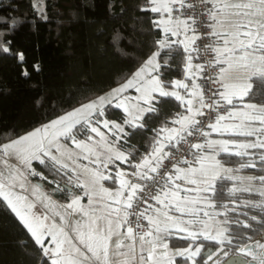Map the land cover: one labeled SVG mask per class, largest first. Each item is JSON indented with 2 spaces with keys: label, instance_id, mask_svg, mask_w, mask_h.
I'll return each instance as SVG.
<instances>
[{
  "label": "snow or ice",
  "instance_id": "6c2138e0",
  "mask_svg": "<svg viewBox=\"0 0 264 264\" xmlns=\"http://www.w3.org/2000/svg\"><path fill=\"white\" fill-rule=\"evenodd\" d=\"M199 3L200 12L185 16L184 9L194 7L187 0H147L141 11L159 14L152 23L161 38L130 78L104 96L0 144V203L15 215L50 264H177V258L197 264L204 248L203 243H197L201 238L218 245L207 253L204 264H228L225 249L233 244V237L224 227L228 221L215 219V215L226 213L204 211L217 207V185L225 180L239 181L243 186L234 183L229 195L256 192L262 199L246 201L245 206L264 209V175H234L240 169L256 168L257 160L264 166V106L249 102L235 110V102L252 93L254 79L264 84V0ZM203 28L208 31L201 32ZM197 41H205L203 49ZM181 51L183 79L165 81L161 68L170 67L169 60ZM163 53L167 55L161 63ZM208 53L211 60L193 63ZM19 59L23 61V54ZM209 85L216 87L209 88L206 97ZM129 89L136 94L126 95ZM160 98L174 99L184 111L172 119V127L156 130L151 150L132 163V153L117 145L127 135L125 127H144L145 116L158 111ZM109 107L122 111V123L107 119ZM206 115L207 119H202ZM83 133H87L85 139H78ZM194 133L203 142L189 143ZM213 133L255 139H211ZM109 135L115 139L110 140ZM65 141H71L77 151ZM181 145H187L191 159L173 156L170 149ZM221 154L248 160L240 168H228L218 158ZM165 161H170V168ZM34 162L67 177L63 186L50 183H55L51 192L66 194L68 203L58 205L41 184H31L29 176L47 179L33 167ZM117 162L130 164L134 171L121 169ZM110 165H117L114 176ZM109 180L114 188L104 186ZM181 181L194 187H182ZM85 197L87 205L82 203ZM38 204L44 212L36 211ZM201 212L208 220L200 218ZM73 214H79L81 220L72 223ZM197 225L199 229L194 230ZM173 233L183 234L181 238L190 241L188 246L170 247ZM237 257L251 259L233 257L232 264H264V243L240 246Z\"/></svg>",
  "mask_w": 264,
  "mask_h": 264
},
{
  "label": "trees",
  "instance_id": "16d2710c",
  "mask_svg": "<svg viewBox=\"0 0 264 264\" xmlns=\"http://www.w3.org/2000/svg\"><path fill=\"white\" fill-rule=\"evenodd\" d=\"M143 1L43 0V8L39 10L33 0H0V144L121 83L156 50L155 41L161 38V32L152 21L159 14L141 11ZM3 48L8 52H3ZM20 54L24 56L23 61L19 59ZM166 55L162 54L161 63ZM169 65L161 68L162 78L165 81L183 79L182 51L174 60H169ZM252 83L253 91L245 100L264 106V84L255 79ZM156 107V113L145 116L144 127H125L127 135L118 143L125 153H132V163H137L151 150L156 130L169 126L176 114L183 112L179 102L172 98H160ZM106 117L123 122L122 111L114 107L107 109ZM218 158L233 169L248 160V157L225 154ZM256 163V168L239 172L264 175V166L258 160ZM117 164L134 170L130 164ZM33 167L47 179L32 178L40 180L50 190L54 186L48 179L61 186L67 182L63 173L57 174L38 162H34ZM236 182L241 186L239 181L219 182L214 198L216 209L226 213L223 215L228 221L225 227L233 237V244L225 249L229 254L264 232V209L247 207L244 203L259 202L262 198L256 192H237L230 196L228 189ZM256 183L259 186V182ZM52 194L68 200L64 193ZM245 223L248 227H243ZM186 241L169 238L173 245ZM203 245L205 249L196 258L197 264H204L207 252L217 246L205 240ZM0 264H50L27 230L2 203Z\"/></svg>",
  "mask_w": 264,
  "mask_h": 264
},
{
  "label": "rangeland",
  "instance_id": "374dc122",
  "mask_svg": "<svg viewBox=\"0 0 264 264\" xmlns=\"http://www.w3.org/2000/svg\"><path fill=\"white\" fill-rule=\"evenodd\" d=\"M33 3H34V5H35V7H36L37 9H39V10L43 8V0H33ZM153 51H155V50H153ZM153 51H152V52H151V53H150V54H149V55L143 60V62H144V61H145V60H146V59H147V58L153 53ZM143 62H142V63H143ZM142 63H141V64H142ZM141 64H139V65L136 67V69L133 70V71L131 72V74H130L125 80H127L128 78H130V77L132 76V74H133V73H134V72H135V71L141 66ZM125 80L122 81V82L119 83V84L124 83ZM117 86H118V85H117ZM117 86H115V87H117ZM115 87H114V88H115ZM112 89H113V88H111L110 90H107V91H105V92H103V93H101V94H98L97 96H95V97H93V98H90V99H88V100H86V101H84V102H81L80 104H78V105H76V106H73V107H71V108H68V109L62 111L61 113L57 114L56 116H54V117H52V118H50V119H48V120H46V121L40 123L39 125H36V126L30 128V129H28V130L22 132L21 134L15 136L14 138H12V139H10V140H8V141H6V142H3V143L10 142L11 140L18 138L19 136L24 135V134H26L27 132L32 131L33 129H35V128H37V127H40V126L43 125V124L49 123V122H51L52 120L58 118L59 116L65 114V113H67V112H69V111H72L73 109H75V108H77V107H80L82 104L88 103L89 101L94 100V99H96V98L99 97V96H104L106 93L110 92ZM135 94H136V93H135L134 89H129L128 93H126V95H135ZM110 121H113V120H110ZM101 130H102V131H105L106 135H108L107 130H105V129H103V128H102ZM77 138H78V139H85V137H80V136H78ZM109 139H110V140H114L115 137H112L111 135H109ZM254 139H255V137H251V139H249V140H254ZM3 143H2V144H3ZM65 143H66L67 146H68L69 148H71L73 151H77V150L74 148V146L71 144V141H65ZM118 147H119V146H118ZM119 148H120V147H119ZM120 150L123 151L121 148H120ZM249 151H251V150H249ZM80 163H82V164H87L88 161L81 160ZM117 165H118L121 169L126 170V169H124L123 167H121L119 164H117ZM90 166H91V165H90ZM225 166L228 167L227 165H225ZM228 168H230V167H228ZM234 175H236V176H241V177H244V176H253V175H251L250 173H247V172H234ZM113 176H114V175H113ZM28 179L31 181V184H37V183L41 184V185L43 186L44 190H45L46 192H49V194L52 195V199H53L54 201H56L58 205H62V204H66V203H68V200H62V199H58V198H56V197L51 193L50 188H49L46 184H43L40 180L33 179L32 176H29ZM38 179H41L40 176H39ZM48 180H49V181H54V180H52V179H48ZM55 182H56V181H55ZM52 185L55 187V183H52ZM257 185H258V184L256 183V187H259V186H257ZM104 186H105V187H108V188H114V187H115V185L113 184L112 180L105 181V182H104ZM241 186H243V185H241ZM82 203L85 204V205H87V198H86V197L82 200ZM97 207H99V206H97ZM57 210H59V211H63V209H57ZM36 211H38V212H44L45 210H44V209L38 204V205H37V209H36ZM210 215H215V212H213V213L210 212ZM56 219H57V222H59V218L57 217ZM77 220H81L80 215H79V214H73V216L71 217V221H72V223H75ZM49 222H51V221H49ZM258 237H259V235L257 236V238H258ZM171 247H172L173 249H176V248H184V247H187V246H171ZM112 258H113V260L116 259V257H112Z\"/></svg>",
  "mask_w": 264,
  "mask_h": 264
},
{
  "label": "built area",
  "instance_id": "2783aa9c",
  "mask_svg": "<svg viewBox=\"0 0 264 264\" xmlns=\"http://www.w3.org/2000/svg\"><path fill=\"white\" fill-rule=\"evenodd\" d=\"M187 3L189 5L194 6V7L185 8L184 9L185 16L191 15L193 13V11H195L197 13L201 11V5L199 3V0H187ZM146 6H147V0H144L141 3V8L142 7H146ZM200 31L201 32H207L208 29L207 28H203V29H200ZM204 42L205 41H197V44L200 45L201 49H203ZM212 58H213L212 54L208 53L206 55H203L201 57V59H199V60L194 59V60H195L196 63H203L205 60H211ZM210 71H213V70H210ZM198 82L202 86L204 85V81L203 80H200ZM214 87H216V86L215 85H209L208 87H205V95H206V97L209 96V94H210L209 93V88H214ZM204 111L206 112V114L209 112L208 109H205ZM221 111H223V109ZM215 114L216 113H212V116H215ZM202 119H207V115H206V117H204ZM209 122H211V121H209ZM188 140H189V143H200V142H203V138L198 136L195 133H194V135L192 137H189ZM170 151L172 152L173 156L176 157L177 159H182V158L191 159V156H190L189 152L187 151V145H181L177 149H170ZM171 162H175V161H171ZM165 165L169 166V168H170V161H165ZM116 168H117V165H110L109 170L112 171L113 174H114ZM163 172H164V169H161V174H163ZM144 223L146 224L147 222L145 221Z\"/></svg>",
  "mask_w": 264,
  "mask_h": 264
},
{
  "label": "crops",
  "instance_id": "0c3cea01",
  "mask_svg": "<svg viewBox=\"0 0 264 264\" xmlns=\"http://www.w3.org/2000/svg\"><path fill=\"white\" fill-rule=\"evenodd\" d=\"M173 39H175V38H173ZM193 63H196L195 62V60L193 61ZM118 85V84H117ZM117 85H115V86H117ZM115 86H113V87H111V88H114ZM111 88H109L108 90H110ZM107 91V90H106ZM254 103V102H252V101H248V100H244V101H237V102H235V110H241L242 109V104L243 103ZM254 104H256V103H254ZM256 105H258V106H263V105H259V104H256ZM225 107H230V106H225ZM183 111H184V109H183ZM232 122H238V121H232ZM173 125L172 124H170L168 127H172ZM256 126H259L258 124L256 125ZM211 139H229V140H233V141H237V142H242V141H248L249 139H251V137H243V138H232V137H229L228 135H224V136H221V135H219V134H216V133H213L212 135H211V137H210ZM118 146V145H117ZM166 150H169V149H166ZM139 162V161H138ZM137 162V163H138ZM228 167H230V166H228ZM231 168V167H230ZM124 169H126V171H128V172H132V171H134V170H131V171H129L127 168H124ZM114 175V174H113ZM178 183H180L181 185H182V187H194V186H192V185H185V184H183V182L181 181V182H178ZM236 184H238L239 185V183L238 182H236ZM54 188V187H53ZM182 195L184 194V193H181ZM191 195H194V193H192ZM201 207H203V206H201ZM204 211H207V212H211V213H213V212H215V214H217V213H220L221 211H219L218 209H216V208H204ZM173 214H175V215H179L178 213H173ZM188 217H185V219H187ZM200 218L201 219H203V220H208V217H204L203 216V212H201L200 213ZM215 219L217 220V221H225L226 219L224 218V216L223 215H215ZM199 225H197L196 226V229H194V230H198L199 229ZM224 227H225V225H224ZM183 236V234H181V233H173L172 235H170L169 236V238L170 237H175V238H178V239H182L181 237ZM255 238H257V236L255 237ZM255 238H253V239H255ZM257 240H258V242H260V243H263V241L258 237L257 238ZM190 243V241H186L185 243H183V244H176V245H173V244H171L170 243V247L171 246H188V244ZM197 243H204V240L201 238V240H198L197 241ZM240 246H238L237 248H236V250L239 248ZM218 248V245L215 247V248H213V249H211V250H209V252L210 251H213V250H215V249H217ZM204 249L205 248H203V250H202V252L204 251ZM201 252V253H202ZM235 252V251H234ZM233 252V253H234ZM208 253V252H207ZM177 264H191V261H187V262H185L184 260H183V258H177Z\"/></svg>",
  "mask_w": 264,
  "mask_h": 264
},
{
  "label": "water",
  "instance_id": "95a60500",
  "mask_svg": "<svg viewBox=\"0 0 264 264\" xmlns=\"http://www.w3.org/2000/svg\"><path fill=\"white\" fill-rule=\"evenodd\" d=\"M64 185V184H63ZM259 238L263 241V243H264V232H262V233H260L259 234ZM258 240H257V238H255V239H252V240H250V241H248L247 243H245V244H243V245H248V244H253V243H255V242H257ZM243 245H241V246H243ZM238 250V249H237ZM237 250H235V252L234 253H230L229 254V257H228V264H232V262H233V257H236L237 259H251L250 257H237Z\"/></svg>",
  "mask_w": 264,
  "mask_h": 264
}]
</instances>
